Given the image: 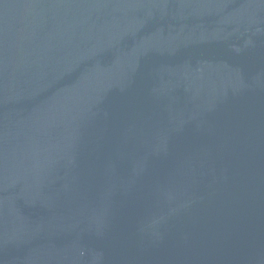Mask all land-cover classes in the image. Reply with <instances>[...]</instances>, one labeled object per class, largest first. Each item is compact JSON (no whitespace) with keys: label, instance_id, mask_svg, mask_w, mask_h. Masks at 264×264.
<instances>
[{"label":"water","instance_id":"water-1","mask_svg":"<svg viewBox=\"0 0 264 264\" xmlns=\"http://www.w3.org/2000/svg\"><path fill=\"white\" fill-rule=\"evenodd\" d=\"M0 264H264V0H0Z\"/></svg>","mask_w":264,"mask_h":264}]
</instances>
